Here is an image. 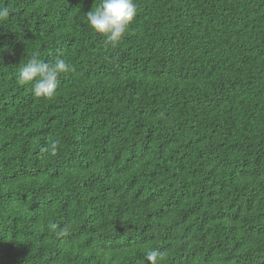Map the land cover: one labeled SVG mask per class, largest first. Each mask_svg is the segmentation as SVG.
Masks as SVG:
<instances>
[{
  "label": "trees",
  "instance_id": "obj_1",
  "mask_svg": "<svg viewBox=\"0 0 264 264\" xmlns=\"http://www.w3.org/2000/svg\"><path fill=\"white\" fill-rule=\"evenodd\" d=\"M100 3L0 0V264H264V0H135L115 46Z\"/></svg>",
  "mask_w": 264,
  "mask_h": 264
},
{
  "label": "clouds",
  "instance_id": "obj_2",
  "mask_svg": "<svg viewBox=\"0 0 264 264\" xmlns=\"http://www.w3.org/2000/svg\"><path fill=\"white\" fill-rule=\"evenodd\" d=\"M9 14V8L0 9V20L8 17ZM136 14L135 0H101L95 10L87 12L86 22L96 33L103 35L106 42L115 46L127 32ZM70 71H75L74 66L59 54L56 55L54 62L45 61L39 56L33 55L27 60V63L20 64L16 79L21 85H31L36 97L52 98L56 93L59 77ZM58 143V140L52 142L51 154L55 155ZM58 227L56 223L49 225L53 231ZM146 260L149 264H156L157 253H148Z\"/></svg>",
  "mask_w": 264,
  "mask_h": 264
}]
</instances>
